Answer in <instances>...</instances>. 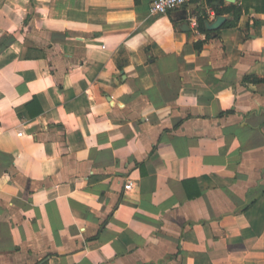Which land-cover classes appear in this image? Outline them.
Wrapping results in <instances>:
<instances>
[{"label": "crops", "instance_id": "1", "mask_svg": "<svg viewBox=\"0 0 264 264\" xmlns=\"http://www.w3.org/2000/svg\"><path fill=\"white\" fill-rule=\"evenodd\" d=\"M152 1L0 0V264H264V0Z\"/></svg>", "mask_w": 264, "mask_h": 264}, {"label": "built area", "instance_id": "2", "mask_svg": "<svg viewBox=\"0 0 264 264\" xmlns=\"http://www.w3.org/2000/svg\"><path fill=\"white\" fill-rule=\"evenodd\" d=\"M188 0H153L151 2L149 12L150 14H165ZM132 186L131 181L124 184V189H129Z\"/></svg>", "mask_w": 264, "mask_h": 264}]
</instances>
